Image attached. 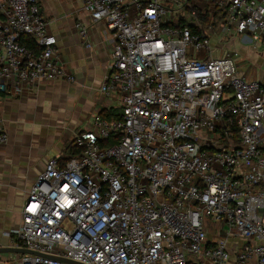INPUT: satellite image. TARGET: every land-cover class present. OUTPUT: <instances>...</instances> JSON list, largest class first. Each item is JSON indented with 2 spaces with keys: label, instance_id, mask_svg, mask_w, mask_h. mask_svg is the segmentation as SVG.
Instances as JSON below:
<instances>
[{
  "label": "built area",
  "instance_id": "built-area-1",
  "mask_svg": "<svg viewBox=\"0 0 264 264\" xmlns=\"http://www.w3.org/2000/svg\"><path fill=\"white\" fill-rule=\"evenodd\" d=\"M83 3L111 34V114H93L34 182L11 234L42 255L22 264H264V82L240 72L239 50L211 46L264 44V0ZM48 26L40 0H0V105L75 80ZM76 29L90 47L89 26Z\"/></svg>",
  "mask_w": 264,
  "mask_h": 264
},
{
  "label": "crops",
  "instance_id": "crops-1",
  "mask_svg": "<svg viewBox=\"0 0 264 264\" xmlns=\"http://www.w3.org/2000/svg\"><path fill=\"white\" fill-rule=\"evenodd\" d=\"M40 9L49 21V32L58 38L61 60L75 80L42 81L32 91L5 97L0 105L8 133V141L0 144V246H14L11 231L22 224L26 197L46 162L67 158L75 132L88 127L93 114L108 107L100 93L111 59V34L105 25L94 23L83 0H40ZM81 21L89 26L90 47L76 29ZM240 38L250 41L232 36L230 42ZM250 53L246 61L253 63L240 72L264 82L263 74L253 73L254 63H264V53L254 48ZM23 256L2 253L0 264H22Z\"/></svg>",
  "mask_w": 264,
  "mask_h": 264
},
{
  "label": "rangeland",
  "instance_id": "rangeland-1",
  "mask_svg": "<svg viewBox=\"0 0 264 264\" xmlns=\"http://www.w3.org/2000/svg\"><path fill=\"white\" fill-rule=\"evenodd\" d=\"M189 19H190V16L188 15L187 20H189ZM205 22H207V21H205ZM215 29H216L217 33H219V34L221 33V31H222L221 19L217 20ZM215 40L217 41V38ZM229 43H231L232 45L236 43V45L235 46L233 45V46L237 50H239L241 53V57L238 58V67L240 70L243 69L244 71H247L249 66L251 65V62L253 63V61H251V62L246 61L247 60L246 58L251 56L250 52H251V50H253V48L255 51H257L260 54L264 53V46H262L260 48H256L254 46L253 42L246 41L243 38L232 40V42L229 41ZM211 46H213V47L218 46V47L222 48V50L225 49V47H229L230 49L233 48V46H229V44L227 43L226 40H224L222 42L217 41V43L212 42ZM239 61L241 62L240 64H239ZM253 65H254V70H253L254 74H258V75L263 74L264 75V63L258 64V65H256L254 63Z\"/></svg>",
  "mask_w": 264,
  "mask_h": 264
},
{
  "label": "water",
  "instance_id": "water-1",
  "mask_svg": "<svg viewBox=\"0 0 264 264\" xmlns=\"http://www.w3.org/2000/svg\"><path fill=\"white\" fill-rule=\"evenodd\" d=\"M2 253H17V254H24V255H26V254H35V255L40 254L39 252L30 250L27 248L16 247V246H0V254H2ZM40 255H42V254H40ZM64 261L69 262V263H73V264H82L80 262H75L72 260H64Z\"/></svg>",
  "mask_w": 264,
  "mask_h": 264
},
{
  "label": "trees",
  "instance_id": "trees-1",
  "mask_svg": "<svg viewBox=\"0 0 264 264\" xmlns=\"http://www.w3.org/2000/svg\"><path fill=\"white\" fill-rule=\"evenodd\" d=\"M21 41L23 43H25L27 46H29L31 49H37V46L34 42V40L28 36H23L21 38ZM101 114L107 118H109L111 112L107 111V110H103L101 111ZM68 151H69V154H71L72 152H74V150L72 148H70V146L68 147Z\"/></svg>",
  "mask_w": 264,
  "mask_h": 264
}]
</instances>
